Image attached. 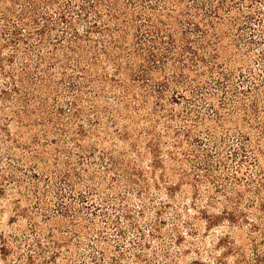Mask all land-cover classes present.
Returning a JSON list of instances; mask_svg holds the SVG:
<instances>
[{
	"label": "trees",
	"instance_id": "trees-1",
	"mask_svg": "<svg viewBox=\"0 0 264 264\" xmlns=\"http://www.w3.org/2000/svg\"><path fill=\"white\" fill-rule=\"evenodd\" d=\"M1 194L18 264L143 251L176 203V243L227 229L193 264H264V0H0Z\"/></svg>",
	"mask_w": 264,
	"mask_h": 264
},
{
	"label": "rangeland",
	"instance_id": "rangeland-1",
	"mask_svg": "<svg viewBox=\"0 0 264 264\" xmlns=\"http://www.w3.org/2000/svg\"><path fill=\"white\" fill-rule=\"evenodd\" d=\"M180 194H178V199ZM162 199V198H161ZM183 203H190V198L186 196L185 192L182 193L180 198ZM165 200V198H164ZM137 202L133 198L131 202V208H136ZM177 204V203H176ZM172 205L165 210V213L162 215L163 224H161L163 233L160 232L156 234V238L147 237L145 243H147L148 248L141 251L139 248L138 238L131 228L126 229L125 237L119 239L117 237L116 229L110 228L104 232L106 238H108L109 244L113 246L111 249L112 252L105 257L106 263L109 262V258L116 256L120 250L121 246L124 255L122 261H119V264H193L194 260H200L201 262H209V258L205 255V249L212 248L217 244L218 238L226 233L227 229L223 228H213L211 230H205L204 223H201L200 236L197 235H188V229L183 227L180 229L184 232V236L176 243L173 234V216L177 207L175 208ZM14 198L8 194L0 195V236L4 235L5 238L9 239L10 248H12L11 253L2 254L0 250V264H18V257L20 253H28V246L25 244L26 237L29 236L26 229V220L25 219H16L14 218ZM24 207V204H22ZM180 207V206H179ZM135 209V210H136ZM139 210V209H138ZM191 213H194V210H190ZM154 213L150 210L145 217H138L137 220L141 223L142 228L146 231L149 230V222L151 221ZM184 218V217H183ZM124 222V219L121 220ZM148 225V226H147ZM94 235L90 236L88 239H85L84 243H91L90 240H99ZM29 244L34 246V241L29 240ZM85 245H82V248L79 252H74L70 256V261L65 260L63 257L67 254V251L63 248L61 256H58L56 262L52 264H95L90 257L97 256L96 254H90V251ZM1 248V243H0ZM139 248V250H138ZM199 248L202 252V255L195 253L194 251ZM32 253L35 254V249L32 247ZM20 252V253H19ZM142 252V253H140ZM50 255V254H49ZM89 255V256H88ZM135 255V256H134ZM136 256H140L141 260H137ZM147 260V261H144ZM232 260V259H231ZM103 262V261H101Z\"/></svg>",
	"mask_w": 264,
	"mask_h": 264
}]
</instances>
